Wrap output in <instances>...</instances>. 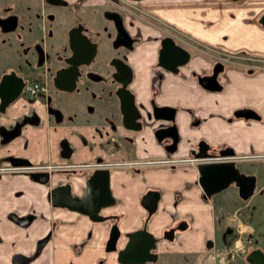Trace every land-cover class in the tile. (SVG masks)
<instances>
[{
  "label": "crops",
  "instance_id": "1",
  "mask_svg": "<svg viewBox=\"0 0 264 264\" xmlns=\"http://www.w3.org/2000/svg\"><path fill=\"white\" fill-rule=\"evenodd\" d=\"M145 3L143 9L147 13L162 22L167 21L188 37L209 44L232 63L224 71L227 77L224 73L220 76L223 85L220 92L201 87L196 75H192L191 70L207 72L209 69L208 63L198 56L193 57L191 66L181 73L165 75L162 89L168 94V100L164 101L178 108L177 127L181 139L172 155L178 158L189 155V149L201 138L216 147L229 145L243 155L264 154V68L252 73L246 70L248 66H264V25L260 21L264 16V0H160L159 3L146 0ZM141 74V82L136 79L132 88L137 91L138 100L146 102L151 83ZM29 101L22 96L16 102H9L6 109H0V165L10 162L8 156L24 157L38 164L70 159L93 161L99 156L106 160L113 158L114 155L106 152L107 128L100 119L80 124L44 118L39 124H25L20 132L6 139L2 129H12L22 116L31 113ZM247 107H252L260 118H242L234 114L235 109ZM136 141V154L142 159L166 154L150 133ZM115 158L133 157L115 154ZM257 167L254 164V168ZM198 172L191 164L111 167L109 181L116 201L104 212L120 215L118 229L122 237L119 246L124 245L128 232L146 227L155 236L156 252L160 255L158 262L148 264H167L173 256H177L175 263L203 264L204 259L201 262L199 258L204 252L217 250L214 238L217 231H223L217 215L221 209L217 200L222 194L217 192L206 198L199 185ZM86 176L88 173L68 179L80 184L73 189L77 195L82 191L81 183ZM63 177L58 174L51 183L54 185ZM149 189L159 192L157 209L150 213L141 204ZM46 190V185L25 172L0 174V264H16L13 260L17 256L33 254L39 238L45 236L50 227L51 214L62 216L70 225L61 224L31 264H69L71 260L76 264H95L108 239V223L93 225L75 211L50 208ZM33 212L36 215L29 225L12 219L13 215L21 217ZM179 216L189 221L187 228L175 226ZM88 229L93 233L86 243V253L78 261L69 248L73 242L84 240ZM91 249L92 252L87 253ZM110 257L117 264L114 255Z\"/></svg>",
  "mask_w": 264,
  "mask_h": 264
},
{
  "label": "flooded vegetation",
  "instance_id": "2",
  "mask_svg": "<svg viewBox=\"0 0 264 264\" xmlns=\"http://www.w3.org/2000/svg\"><path fill=\"white\" fill-rule=\"evenodd\" d=\"M145 1L146 0H14L15 8L21 10L20 12L22 13H27L25 18H19L17 14L10 16L5 15L2 17L0 16V19L3 20L9 19L13 16L15 18L14 26L11 32L4 31L3 25L0 24V31L3 34L8 33L12 36L9 43L10 48H8L10 50L8 55L9 58L6 57V62L0 61V80L5 74L12 75L13 82L23 86L19 90V94L16 99L12 102H16L17 99L23 96L27 100H30L29 102L32 106L31 113L29 115L22 116L17 124L10 129L11 132H20V128L29 122H36L37 124L42 123L44 118H56L61 119L62 121L66 120L80 124L82 122L91 124L94 120L98 119L103 121V123L105 122V126L107 128L106 152L109 153V155H114L113 158L106 160L102 156H99L93 161L87 160L77 162L76 160L70 159L59 160L57 162L48 161L43 164L33 163L27 159L32 162V165L29 167L22 165L12 166L11 162L6 165H0V174L12 173L15 175L20 172H25L29 175V172L34 169L37 171H49L50 177L48 180L45 183L40 184L47 186L46 196L49 201L48 205L50 208H64L68 211H75L78 213V216L86 217L93 225L98 224L99 222H104V224L108 223V239H106V242L103 244V252L99 255V257H97L95 264H116L113 262V258L111 259L110 257L112 254L115 257L117 264H124L118 260L117 252L124 249L128 235H126L127 238L124 245L120 247L118 244L119 239L122 237V233L118 229V218L120 215L113 212H104L115 203L116 198L115 201L107 207L103 206L100 208L98 215L102 216V218L96 221L92 220L87 213L83 214L76 209L71 210L61 205H53L50 191L60 184H68L70 186V194L81 198L84 196L85 189H87L86 179L88 176H91L97 167L110 169L112 167L115 169H121L125 166L130 167L134 165H140L141 167H147V165L169 166L164 162L155 163L154 161L178 158V156L172 155L177 147H179L181 140L177 127L176 112L178 108L172 102L164 101L168 100V98H166L168 97V94L162 89V82L149 84L150 91L148 96L145 98L146 102L138 100V93L132 88V85H134L133 83L136 80L135 73L138 72L137 65L138 69L145 66V70L154 72L153 68L150 69L147 64V62H149L147 59L153 58V64L157 67L154 76L165 77L168 73L177 75L185 70V67L189 68L193 57L198 56L203 62L208 63L209 67L207 72L191 70L192 75H196L198 84L201 85L200 77L210 75L213 70L217 68V66L219 67V63H221L222 68L219 69L217 73V80L222 87L223 85L220 82V76L224 73L227 67L232 64L231 60H229L227 56L225 57L220 54L219 56L213 54V56L210 55V52L207 49L203 50L199 47V45H207H203L200 42H198V45L194 42L192 37H188L180 30L177 31V29L173 25H170L167 21L161 22L160 19L154 15L152 16L147 13L143 9V6L147 5ZM157 1L158 3L160 2V0ZM131 6L134 9H131ZM98 9H100V11H98ZM135 11L136 13L140 12L141 14L137 15L134 13ZM95 12H99L101 17L106 21L105 25L100 26L101 29L96 28L93 24L94 20L92 14ZM116 22L120 23L123 27L121 31L118 27H116ZM161 24L165 26H162ZM167 38L173 39L176 45L182 46L189 52L188 59L185 63L177 65L176 72L172 69H166L159 63L160 48L163 40ZM81 40L85 42L87 41L88 43H94L96 49L94 50V54L90 61L87 63L82 62L75 66V87L71 90H64L57 84L56 78L59 75V72L63 70H67V72H69L73 69V62H77L78 59L83 57L82 55L84 54H80V51H78L81 48ZM103 40L106 41V47L104 50H101ZM3 49L5 51L7 50L5 47ZM195 51L200 53L196 54ZM206 55H210L212 59H208L205 57ZM144 59H146V65L143 64ZM200 65L201 64H199V66ZM128 67L132 69V79L124 88L133 93V103L135 104V107H133L132 110L128 109L125 111L124 109L122 110L121 107V97L118 89L122 87V81L127 80L129 73ZM258 68H264V66H248L246 70L252 73L258 70ZM225 76L227 77V74H225ZM32 80L40 83L42 82L44 85V88L41 89V91H38L35 95H30L25 92L26 85ZM201 87L203 86L201 85ZM203 88L214 91V89H210L208 87ZM222 89L223 87L214 92H220ZM5 107L4 109H6ZM159 107L167 109L160 110ZM247 108L253 109L252 107ZM247 108H237L234 110V114L237 115L235 112L237 110L243 111L247 110ZM155 112L156 114L162 113L166 117H156ZM241 117L245 118L243 116ZM173 125L177 127L178 141L176 143V147L172 151H169L168 148H171L174 142L172 135H169L172 134L173 129L171 126ZM97 130L101 132L99 128ZM149 133L152 134V137L158 144L162 145L166 153L165 155L159 156L155 159H142V157L136 154V139ZM159 135H161L160 139H158ZM200 140H203V138ZM199 141L195 147L189 149V155L178 158L181 159V163L177 162L174 166H185L191 164L192 166L198 167V162L192 164L188 159H197L195 154L199 150ZM207 144H209L207 151L212 155L206 158L202 157L203 159L199 161H223L224 159H229L233 160L240 168L238 163L239 160L249 161L257 157L260 158L261 156H264V154L255 155L253 153L243 155L241 153H237L235 150L234 156L221 155V150H223V148L229 147V149H233L229 145L216 147V145H212L209 142H207ZM115 154H125L127 157L133 158L119 159L115 158ZM1 167L4 168L1 169ZM240 169L245 174L253 173L252 170L246 173L242 170V168ZM84 173H88V176L85 177L83 181L84 183H81L82 191L80 195H77V193L73 192V189H75V185L79 186L80 184L74 180L68 179L71 176L80 177ZM58 174L64 175V177L60 178L56 184L53 185V183H51L52 178ZM229 185H233V187L237 188L235 183ZM254 188L255 190L253 194H255L257 187L255 186ZM237 196L240 197L238 188ZM35 215L36 213L34 212L33 214L21 217L13 215L12 219L20 224L29 225L34 220ZM178 220L179 223L175 226L180 229L187 228L189 223L188 220L181 216H179ZM48 221L50 227L47 229L46 235L41 239L39 238L35 246V252L29 256H17L13 260L16 264H31L35 257L42 251L43 248H45L47 242L54 237L53 233L55 230L60 227L61 224L68 223V225H70L69 222L65 221L62 216H52V214L49 216ZM115 223L117 224L116 227L120 232V236L119 239L116 240V249L109 251L107 241L110 238L111 229ZM92 233L91 229H88L87 236L84 240H81L80 242L75 241L70 245L71 248L69 249H71L73 257L75 255L78 261L80 256L86 253V243L90 239ZM255 248L264 252L262 246H252V250ZM151 251L157 255V258L150 262L138 264L158 262L160 255L156 252V243ZM91 252L92 249L87 253L90 254ZM228 252L229 251L227 249L223 248L217 249L216 253L219 255H227ZM176 258L177 256H173V259H168L167 264H184L182 261L175 263L174 261ZM228 260H230V258ZM68 263L76 264L74 263V260H71Z\"/></svg>",
  "mask_w": 264,
  "mask_h": 264
},
{
  "label": "water",
  "instance_id": "3",
  "mask_svg": "<svg viewBox=\"0 0 264 264\" xmlns=\"http://www.w3.org/2000/svg\"><path fill=\"white\" fill-rule=\"evenodd\" d=\"M139 1V0H136ZM240 1V0H233ZM116 14V13H115ZM114 14V15H115ZM14 16L9 19H0V24L3 25V30L11 32L14 26ZM118 20V19H117ZM260 21L264 25V16L260 17ZM7 24V25H6ZM116 27L121 31L123 28L120 23H115ZM83 40V39H82ZM81 40V48L78 50L83 57L78 59L77 62H73V69L69 72L67 70H63L59 72L57 76V84L60 88L64 90H71L75 87V74H76V65L79 63L91 60L93 56V52L96 49L94 43L85 42ZM189 57V52L184 49L182 46H178L174 43L173 39L167 38L163 40L161 48H160V58L159 63L162 64L166 69H172L173 71H177V65H181L185 63V61ZM219 67L215 68L210 75L200 77V83L203 87H208L210 89H214V91L220 90L222 87L218 83L217 76L219 69L222 68L221 63H219ZM127 67V66H126ZM129 68V67H128ZM132 69L129 68V73L127 80L122 81V87L118 89L120 95V103L122 110H132L135 107L133 103V93L124 87L128 85L132 79L131 77ZM209 80V81H208ZM23 86L21 84H16L13 82L12 75L5 74L2 76L0 80V109L4 110V107L8 102H12L16 99L19 94V90ZM161 109H167L164 107H159ZM237 115H241L245 118L253 117L259 119L260 116L253 109L247 108V110H237L235 111ZM156 117H166L162 113L155 112ZM173 131V145L171 148H168L169 151H172L176 147V143L178 141V132L177 127L175 125L171 126ZM165 132V130H164ZM2 133L4 134L6 139L12 138L15 134V131L2 129ZM165 135V134H164ZM161 138V135L158 136V139ZM198 146V152L195 154L196 157H210L212 154L207 151L209 144L206 141L200 140ZM221 155H229L234 156L235 151L227 148H223L221 150ZM7 159L10 160L12 166H25L29 167L32 165V162L25 159L24 157H11L8 156ZM198 181L202 190H204L206 198L212 197L215 193H220L224 190L229 184L235 183L239 190L240 197L243 200L250 197L255 190V186L257 183V176L254 173L245 174L241 171V169L237 166V164L233 160L224 159L223 161H198ZM29 175L38 183H45L50 177V172L47 170L37 171L32 170L29 172ZM110 168H101L97 167L91 176H88L87 181V189H85L84 196L78 198L75 195L70 194V186L68 184H60L57 187H54L53 190L50 191V196L52 197V204L56 206H64L68 209H76L79 212L85 214L87 213L92 220L98 221L102 218V216L98 215V212L101 207H107L113 201H115V197L110 190ZM159 199V192L153 189H149L147 193L143 196L141 200V204L149 210V212H155L157 209V200ZM117 224L115 223L111 229V235L109 240L107 241L108 250L112 251L116 249V240L119 239L120 232L117 229ZM128 238L125 243V247L122 250L117 252L118 260L122 263H130V264H138V263H146L153 261L157 258V255L151 251L155 246V236L151 231L146 230L145 227H141L136 229L133 232L127 233ZM247 261L251 264H264V252L258 250V248L253 249L247 256Z\"/></svg>",
  "mask_w": 264,
  "mask_h": 264
},
{
  "label": "rangeland",
  "instance_id": "4",
  "mask_svg": "<svg viewBox=\"0 0 264 264\" xmlns=\"http://www.w3.org/2000/svg\"><path fill=\"white\" fill-rule=\"evenodd\" d=\"M130 8L134 9L132 6ZM20 11L21 10L15 8L14 0H0L1 17L5 15L10 16L13 14H17L19 18H25V15H27V13H22ZM98 11H100V9H98ZM134 13H136V11ZM136 14L140 15L141 13L139 12ZM92 16L94 20V26L98 29H101L100 26L105 25L106 21L101 17L99 12H95L94 14H92ZM211 24L212 23H206L205 25L210 26ZM161 25L165 26L163 24ZM11 37V34H3L0 31L1 62H6V57L9 58L8 55L10 50L8 48H10L9 43ZM193 40L199 45L198 42H200V40L195 37H193ZM200 43L205 45V43L203 42ZM206 45L207 46L199 45V47L203 50L207 49L210 52V55L213 54L219 56V54H222L218 50L212 48L209 44ZM4 47L7 48L6 51L3 49ZM105 47L106 41L103 40L101 50H104ZM195 53L197 54L200 52L195 51ZM210 55H206L205 57H207L208 59H212ZM146 59L143 60L144 65H146ZM147 60L149 61L147 62L148 67L150 69L153 68L154 72L145 70V66H143L141 67V69H138V72L135 73L137 79L136 81L141 82V77H139V75L141 73H144L141 75H144L146 79H150L151 84L161 82L165 83L166 76H154L157 67H155V65L153 64V58ZM255 159L249 161H238L240 168H242V170L246 173H248L252 169H255L254 164L258 165V167L253 170V173L257 176V188L255 194L251 195L248 199L243 200V198L237 196V188L233 187V185H229L224 188V190L220 193L222 194L220 195L221 197H219L220 199L217 200L218 204L221 206V209L217 212V215H219V225L220 227H223V231H217L214 240L215 244L218 247L217 249L225 248L229 252L227 253V255H219L216 253L217 250H209L208 253L204 252L199 258L201 262L204 259L203 264H249L246 260V257L250 253L249 251L252 250V246H262L264 251V156H261L260 158L257 157ZM229 258L230 260H228Z\"/></svg>",
  "mask_w": 264,
  "mask_h": 264
},
{
  "label": "built area",
  "instance_id": "5",
  "mask_svg": "<svg viewBox=\"0 0 264 264\" xmlns=\"http://www.w3.org/2000/svg\"><path fill=\"white\" fill-rule=\"evenodd\" d=\"M44 88V85L43 83L41 82H38V81H30L28 82V84L26 85L25 87V92L27 94H30V95H35L38 91H41V89ZM257 157V156H255ZM203 158H198L195 159V158H190L188 159L192 164H195L196 162H198L199 160H201ZM155 163H159V162H164L165 164L169 165V166H174L175 163H181V159H162V160H159V161H154ZM9 167H12V166H9ZM4 167H1V169H3Z\"/></svg>",
  "mask_w": 264,
  "mask_h": 264
}]
</instances>
